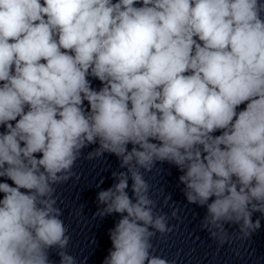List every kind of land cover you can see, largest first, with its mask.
I'll list each match as a JSON object with an SVG mask.
<instances>
[{
  "label": "clouds",
  "instance_id": "obj_1",
  "mask_svg": "<svg viewBox=\"0 0 264 264\" xmlns=\"http://www.w3.org/2000/svg\"><path fill=\"white\" fill-rule=\"evenodd\" d=\"M0 128V264H56L51 250L85 264L56 188L93 145L87 160L121 169L97 193L93 217L119 215L102 264H174L152 240L180 209L159 211L145 179L164 163L218 246L250 240L264 219V0H0Z\"/></svg>",
  "mask_w": 264,
  "mask_h": 264
}]
</instances>
